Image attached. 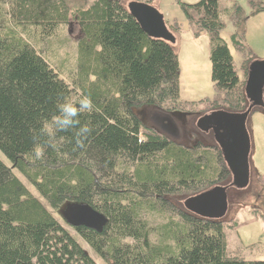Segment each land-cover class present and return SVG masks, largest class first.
<instances>
[{"label":"trees","instance_id":"16d2710c","mask_svg":"<svg viewBox=\"0 0 264 264\" xmlns=\"http://www.w3.org/2000/svg\"><path fill=\"white\" fill-rule=\"evenodd\" d=\"M85 1L72 9L67 0H0V153L11 166L0 161V264H96L79 240L105 264H264L232 257L224 223L193 215L178 200L230 181L220 149L179 144L135 114L246 111L244 87L255 58L241 36L247 17L264 13V0H245L248 16L238 4L229 13L230 41L245 56L241 78L220 36L218 0L180 4L187 27L209 37L214 93L200 109L179 101L172 45L149 38L130 15L127 4L138 0H96L87 8ZM70 19L79 37L74 66L63 71L50 64L46 46ZM164 25L175 41L182 34L179 23ZM81 94L98 109L79 117L92 129L86 149H76L75 130L58 132V149L50 147L43 124L59 103ZM257 181L264 188V176ZM65 203L94 210L102 223L65 229L55 219ZM250 212L264 230V216Z\"/></svg>","mask_w":264,"mask_h":264},{"label":"rangeland","instance_id":"374dc122","mask_svg":"<svg viewBox=\"0 0 264 264\" xmlns=\"http://www.w3.org/2000/svg\"><path fill=\"white\" fill-rule=\"evenodd\" d=\"M69 6L74 9L81 6L82 0H67ZM96 0H86L84 7L91 6ZM151 1L149 3H145ZM201 0H138V3L149 5L161 16L163 23L177 22L182 25V34L172 48L177 56L179 65V101L193 103L195 108H201L200 102L210 99L213 95V85L210 81V44L206 33L196 36L186 25V19L180 8V4L194 5ZM123 5L126 0H121ZM239 5L246 16L249 7L245 0H218L219 18L225 25L221 32V38L233 57L234 66L239 78L242 77L240 69L245 56L235 50L230 36L235 29L230 22L229 13L234 5ZM249 17V16H248ZM247 17L244 23L242 43L252 52L255 60H264V13ZM79 37V30L73 20L67 25L61 26L57 36L46 46L49 62L54 67H63L72 70L75 63V47ZM45 53V52H44ZM46 54V53H45ZM146 125L158 128L171 140L192 146L198 143L205 146L215 145V136L210 131L203 133L198 127V117L185 113L175 115H164L149 108H142L135 112ZM244 129L249 140V159L247 170L242 179H231L227 184L221 186L225 189L212 205L214 208V219L224 223L223 235L226 250L232 257L246 262L264 261V230L262 221L255 217L250 210L256 209L264 216V188L257 181V176H264V109L249 115L244 123ZM0 161L11 169L8 161L0 153ZM14 176L27 188V190L38 200L51 214L48 205L29 186L25 179L17 172ZM189 198L178 199L183 207ZM190 203L185 206L188 212L198 215L195 209H189ZM185 208V207H184ZM71 215V213H70ZM56 220L65 228H70L69 223L63 222L57 216ZM69 226V227H68ZM72 236L75 235L72 233ZM81 248L89 255L96 264H105L98 259L87 246L79 240Z\"/></svg>","mask_w":264,"mask_h":264},{"label":"water","instance_id":"95a60500","mask_svg":"<svg viewBox=\"0 0 264 264\" xmlns=\"http://www.w3.org/2000/svg\"><path fill=\"white\" fill-rule=\"evenodd\" d=\"M127 9L149 38L160 39L174 45L175 38L166 29L156 10L147 4L138 2L128 3ZM244 93L248 107L243 113L211 112L198 120V127L201 132L209 133L211 131L215 136L216 145L222 153L233 181L243 178L248 165L249 140L244 129V123L253 109H264V60H254L249 64ZM224 192L225 189L215 187L191 197L187 202L191 204L189 209L194 208L197 216L214 219L212 205ZM185 205V209L188 210ZM56 215L69 223L70 227L96 228L103 221L102 217L94 210L86 206L68 203L56 211Z\"/></svg>","mask_w":264,"mask_h":264},{"label":"clouds","instance_id":"9594fccd","mask_svg":"<svg viewBox=\"0 0 264 264\" xmlns=\"http://www.w3.org/2000/svg\"><path fill=\"white\" fill-rule=\"evenodd\" d=\"M91 97L81 94L75 100H66L58 104V114L54 115L49 122L43 124V131L50 138V147L58 149L54 143L58 132L75 130V147L84 150L91 136L92 129L87 124H81L80 115L82 113H91L97 111ZM42 151L36 152V157L40 158Z\"/></svg>","mask_w":264,"mask_h":264},{"label":"crops","instance_id":"0c3cea01","mask_svg":"<svg viewBox=\"0 0 264 264\" xmlns=\"http://www.w3.org/2000/svg\"><path fill=\"white\" fill-rule=\"evenodd\" d=\"M176 41H177V39H176ZM176 41H175V43H176Z\"/></svg>","mask_w":264,"mask_h":264}]
</instances>
